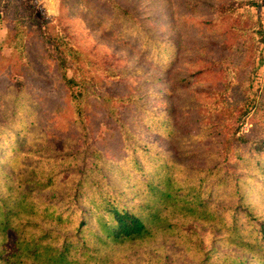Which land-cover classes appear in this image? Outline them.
Masks as SVG:
<instances>
[{"label": "trees", "instance_id": "16d2710c", "mask_svg": "<svg viewBox=\"0 0 264 264\" xmlns=\"http://www.w3.org/2000/svg\"><path fill=\"white\" fill-rule=\"evenodd\" d=\"M220 3L222 7H219L225 9L227 1ZM68 7V0H63L60 9L73 14L74 10ZM130 14L127 8L122 10V15ZM217 16L222 18L221 14ZM232 19L229 27L226 26L230 40L241 36L242 44L250 41L244 36L249 27L246 22L237 17ZM59 21L62 25L59 30L48 26L45 32L39 27L29 29L27 35L30 37L38 32L52 44L55 62L62 70L74 112L81 118L80 122L83 121V137L86 138L89 133L84 126L89 124L84 118L86 101L92 91L90 85L99 83L100 78L89 75L77 81L67 77L69 68L82 71L81 56L85 55L71 43L74 37L62 20ZM230 40L228 43L231 44ZM156 43L154 38L153 47ZM161 46L166 50L163 60L172 59L171 67H175L182 54L181 46L175 42L172 46V41L165 36ZM119 50L120 46L117 47ZM102 58V63L111 67L105 69L107 76L125 80L122 93L103 97L106 103L115 107L112 110L116 113L121 140L113 149L119 153L92 145V160L87 164L85 159L80 175L72 176L74 180L70 185L74 190L33 189L35 184L51 189L50 185L55 183L54 178L59 173L55 170L52 180L51 172L47 174V181L23 173L17 177L16 164L21 165L22 147L32 124L20 111L29 106L40 108L42 98L27 87L13 84L7 88L11 104L15 106L10 113L17 117V123L16 126L0 124V138L4 139H0V264H117L120 261L127 264L126 249L152 246L168 232L184 244L189 264L193 260H197L195 264H264V138L251 140L228 134L225 143H219L218 156L221 157L217 160L215 157L212 164L199 166L176 147L174 121L177 108L168 101V93L172 95L176 87L169 81L159 83L162 72L157 69L158 59L147 58L154 72L135 81L133 76H124L125 72L118 69L116 54H103ZM205 60L210 68V61ZM201 70L205 71L204 68ZM217 70L224 72L221 67L213 69L214 72ZM205 74L211 76V71ZM231 81L227 77L216 85L212 93L214 101H207L214 109V118L223 119L222 110L231 105L226 102L224 92L231 88ZM75 84H79V90L70 91V85ZM150 89L154 93L138 99L149 104L141 114L134 116L133 110L129 112L123 107L128 108L137 101L133 90L146 93ZM206 90L193 85L186 91L189 98L195 94L199 98V94L206 95ZM196 101L199 99H188L186 108L194 109ZM163 103L169 105L166 110L161 109ZM250 105L247 98L240 103L236 115L239 123L251 109ZM259 105L264 107V91ZM260 106L255 107L254 115ZM144 111L150 116L145 118ZM128 113L129 121L124 124L121 115ZM225 114L231 115L232 110ZM214 136L218 138L219 133L216 131ZM242 142H251L249 152L238 150ZM232 146L236 147L233 156L230 155ZM86 184L91 190H82ZM208 236L211 241L206 246ZM233 238L236 239L233 245L242 250L236 249L234 255H224L221 260L213 261L221 250L226 252L225 245L219 246L217 242L225 244ZM168 263L160 260L156 264Z\"/></svg>", "mask_w": 264, "mask_h": 264}, {"label": "rangeland", "instance_id": "374dc122", "mask_svg": "<svg viewBox=\"0 0 264 264\" xmlns=\"http://www.w3.org/2000/svg\"><path fill=\"white\" fill-rule=\"evenodd\" d=\"M62 1L59 3V14L48 16L38 0H0V32H6L0 37V124L16 126L17 123V117L10 113L15 106L11 104L7 89L13 84L27 87V90L42 98L40 108L29 106L20 111L32 124L26 133V144L22 147L24 156L19 159L21 165L16 164L17 177L23 173L47 181L48 173L51 172L52 180L53 170L59 172L54 178L55 183L50 185L51 189L29 184L33 189L55 192L74 190L70 185L74 180L72 176L80 175L85 159L87 164L92 160V145L119 153L113 149L120 139L116 113L112 110L115 107L112 103H106L103 97L122 93L125 80L107 76L105 69L111 67L102 63L103 54H116L118 69L125 72L124 76H133L131 78L135 81L154 72L147 58L158 59L157 69L162 72L159 83L169 81L176 87L172 95L168 93L169 103L177 108L174 121L176 147L188 154L193 163L202 166L212 164L215 157L216 160L220 158L219 143L224 144L228 134L246 136L251 140L264 138V107L259 105L264 91V0H226L225 9L221 8L220 1L223 0H68V8L74 10L73 14L60 9ZM216 6L219 8L216 9ZM124 8L130 10L131 14L122 15ZM217 14H221L222 18L218 19ZM234 17L249 26L244 36H248L250 41L242 44L241 36L230 40L226 26L229 27ZM59 19L74 37L71 43L85 55L81 56L82 71L69 68L67 77L77 81L89 75L100 78L99 83L90 85L92 91L86 101L84 118L89 122L84 125L89 132L86 138L83 137V121L80 122L81 118L74 112L62 70L55 62L52 44L38 32L30 37L27 35L29 29L37 30L39 27L45 32L48 26L59 30L62 28ZM163 36L172 41V46L174 42L181 46L182 54L175 67H171L172 59L163 60L166 55V50L161 46ZM154 38L155 43L157 41L155 47ZM205 59L210 61V68ZM220 67L224 72L213 71ZM209 70L211 76H206L205 72ZM227 77L232 80V86L224 92L226 102L231 105L222 110L223 119L214 118V109L208 106L207 101H214L213 89ZM193 85L197 89L200 86L207 88L206 95L199 94L198 98L195 94L189 98L186 90ZM69 90L78 91L79 84L70 85ZM139 92L142 91L133 90L136 102L128 108L123 106L129 112L133 110L134 116L149 106L138 99L154 93L151 89L146 93ZM160 95L166 97L162 92ZM191 98L199 99L192 110L186 108ZM245 98L252 105L239 123L236 115ZM168 106L163 103L161 109L166 110ZM256 106H260V110L254 115ZM228 110H232L231 115L225 114ZM143 114L145 118L150 116L148 111ZM129 118V113L121 115L124 124ZM238 123L240 125L236 128ZM216 131L218 138L214 136ZM250 143L242 142L238 150L249 152ZM235 150L236 147L232 146L229 152L231 156ZM231 161H234V157ZM87 188L86 184L82 190H91ZM210 241L211 237L208 236L206 246ZM217 243L219 246L225 245L226 252L221 250L219 255L212 258L213 261L221 260L224 255H234L236 249L242 250L233 245L236 243L234 238L225 244ZM124 255L127 264H156L160 260H167L168 264H189L184 244L171 232L152 246L126 249ZM117 264L124 263L120 261Z\"/></svg>", "mask_w": 264, "mask_h": 264}, {"label": "clouds", "instance_id": "9594fccd", "mask_svg": "<svg viewBox=\"0 0 264 264\" xmlns=\"http://www.w3.org/2000/svg\"><path fill=\"white\" fill-rule=\"evenodd\" d=\"M60 0H38V4L42 5L48 16L59 14ZM6 35V32H0V37Z\"/></svg>", "mask_w": 264, "mask_h": 264}]
</instances>
